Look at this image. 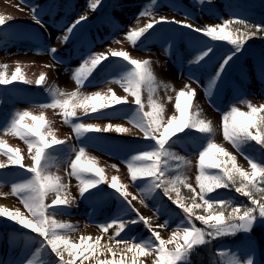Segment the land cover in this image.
<instances>
[{
	"label": "rangeland",
	"instance_id": "1",
	"mask_svg": "<svg viewBox=\"0 0 264 264\" xmlns=\"http://www.w3.org/2000/svg\"><path fill=\"white\" fill-rule=\"evenodd\" d=\"M197 1L205 8L199 7L201 4ZM92 2L93 0H0V16L5 18V24L0 26L2 29L0 30V72H6L10 76L19 66L24 79L31 81V83H24L17 80L8 85H0V141L12 149H18L23 163L31 165L27 143L12 132L4 131L16 113L25 111L32 115H44L46 125L50 126L55 138L66 141L64 145L53 146L47 150V155L49 172L59 177L60 182L67 186L62 195L70 197L73 201L63 209L54 210L58 213L54 219L74 226V230L68 233L71 240L81 243V235L84 234V237H99L101 244L110 243L109 237L114 236L115 225L109 228L107 233L102 231L101 225L117 220L136 219L135 212L120 195L116 194L108 199L106 190L116 192L115 189L109 187L112 177L117 178L118 186H126L129 200H132L133 196L136 197L135 200H132V206L142 216L149 219L152 226L160 232L161 237L167 240L171 238L173 230L181 225L185 214L164 195L162 190H151L147 178L138 179L135 182L131 180L128 170L131 159L142 152L156 150L158 147L154 141L145 139L143 133L134 126V121L137 119V108L134 103L118 105L115 108L98 109L94 114L89 109L87 115L82 109L77 108L76 116L70 118L75 120L74 123L93 124L101 128L112 126V130L108 132L87 133L79 138L76 137L72 126L64 122L61 109H42L38 105L52 101L50 90H59L65 93L77 91L73 73L92 53H104L109 59L102 61L101 65L93 70L88 78L92 81L90 82L92 86L80 88L79 93L91 96L99 92L107 99L116 95L117 97H126L130 102L133 101L134 98L124 91L120 83L110 82L120 80L132 68L122 61V58L111 57L108 50L125 51L133 59H148L151 62V68L157 80L154 91L151 93V99L162 106V117L165 121L173 115L178 116L175 109L176 97L187 84L196 90L193 102L199 107L202 117L212 121L215 132L211 139L235 155L237 164L246 170L250 171V165L244 156L264 165V149L256 145L255 142H250L241 145L242 155L225 140L222 129V113L230 111L232 105H235L240 111L247 112L249 111L248 102L257 107L264 104V59L260 57L259 53L249 47L244 48L230 62V66H226L215 87L206 96L208 85L224 57L231 55L232 46H230L231 49L219 50L212 44L213 41L210 38H204L201 34L198 35L203 38L197 36L201 41H197L198 39L193 38L194 36L181 37L180 34L194 32L177 24L166 23L155 24L154 28L141 37L135 46L126 38L129 31L144 27L153 20H160L161 17L167 20L192 23L197 27L220 23L221 18L229 20L234 17L244 20L250 18L249 23H252L251 19L262 23L264 22V0H232V5L223 4V0H211V3H208L207 0L203 3L201 0H161L159 7L151 0H100L95 10L90 8ZM33 5L37 6L38 10L41 9L39 18L43 22V27L37 25L33 19L31 11ZM245 6L249 7L248 11ZM102 12L107 14L102 16ZM141 12H148L150 15L141 16ZM81 15H86L87 20L83 21L82 25H78L74 33L69 34V41L65 42L63 35L66 26ZM113 15L117 19H113ZM138 17L139 19H137ZM92 20H95L97 29L91 34L93 40L91 43L86 38L88 33L80 35V31L86 22ZM251 39L254 40V37ZM258 39L264 40L260 37ZM71 44L77 48L71 56H67L65 49ZM262 45L263 43H261ZM51 47L57 49L55 60L48 52ZM166 48L169 49L168 52L165 51ZM199 56H205V59L201 60L204 62L190 63ZM108 61L113 62L98 77H92L94 72L99 71V68ZM237 61L241 63V67L236 70V74L248 94L237 95L236 87L233 85L226 86L227 92L222 94L225 78L230 70L234 69L233 65ZM258 63L263 64V71L257 70L256 64ZM4 65L7 66L6 69L2 67ZM41 75L45 76V80L41 85H37L35 81ZM10 87L11 89L5 91ZM149 95L148 88L143 87L141 99L146 112L151 111ZM181 103H184L183 98ZM26 123H32V121H26ZM118 127L126 131H115ZM208 140L209 137L192 129H186L173 137L166 146V150L175 156L185 157L187 163L180 164L181 174L197 192H199L196 181V177L199 175L198 154L206 147ZM73 147L77 151L79 148L85 149L86 155L82 162L87 163L92 160L96 167L103 170L107 182L98 186L104 187L106 189L104 192L102 190L93 193L91 192L95 189L93 188L80 196L79 180L75 176L69 175L71 168L68 166V160L75 159ZM3 151L6 149H0V152ZM0 162H7V156L0 154ZM170 163L173 166V171L170 172L171 176L176 174L177 162L171 161ZM206 171L216 173L219 170L207 169ZM31 176V173L18 166L0 169V208H7L9 211L19 210L23 218H30L21 198L12 192L11 186L15 183L25 182ZM181 192L185 197L191 196L187 188H182ZM233 193L238 198L242 197L240 199L247 198L236 193L234 189H217L209 193L206 199H224L232 204L234 197L231 194ZM51 198L50 194L45 203H50ZM141 198H143V203H141ZM138 204L143 206L147 214L141 212ZM249 204L250 202H248ZM194 211L198 214H207L203 208ZM165 221L168 222V227L159 228V225ZM193 223L200 228L205 226L195 217H193ZM260 223L261 219L257 220L255 225ZM247 235L248 233L240 231L235 235L219 237L220 239H230L231 237L236 240L234 243L237 244L233 248L234 250L230 249L232 244L229 242L231 240H223L217 245L216 252L222 258V264H229L232 258L239 260L240 264H244V261L249 258L253 259V264H264V262L258 261L255 255L256 246L246 244L249 242L244 240L248 239ZM42 239L38 233L32 232L31 229H26L17 222L0 216V264H27L29 259L33 260V264H56L55 255L51 253L50 248L43 247ZM115 239L133 240L135 243L143 244L155 238L151 237V233L143 222H140L129 225L121 233V237ZM88 243H93V240H89ZM167 247L171 249L174 245L170 244ZM221 252L225 254L221 255ZM131 255L130 253L129 256ZM108 258H112L110 254ZM154 258L155 255L142 256L138 257V260L143 264H152ZM101 259L104 257L102 256ZM77 264H80V260H77ZM84 264H95V261L89 259L84 261Z\"/></svg>",
	"mask_w": 264,
	"mask_h": 264
},
{
	"label": "snow or ice",
	"instance_id": "2",
	"mask_svg": "<svg viewBox=\"0 0 264 264\" xmlns=\"http://www.w3.org/2000/svg\"><path fill=\"white\" fill-rule=\"evenodd\" d=\"M201 2L203 3L205 0H201ZM207 2L211 3V0H207ZM99 3L100 0H93L90 8L95 10ZM31 11L35 23L43 27V22L39 18L41 9L38 10V7L33 5ZM140 15L145 16L150 15V13L141 12ZM85 20H87V16L81 15L66 26L63 40L65 42L69 41V34H73L77 26L82 25ZM220 20L221 22L217 24L197 27L192 23L167 20L161 17L160 20H153L144 27L129 31L126 38L135 46L141 37H144L146 33H149V30L154 28L155 24L166 23L188 28L195 33L210 38L211 41H227V44L232 46L233 51L231 55L224 57L219 64L218 70H216L215 76L205 92L208 96L224 73L226 66H230V62L244 50L245 42L264 33V25L252 24L240 17L229 20L221 18ZM4 24L5 18L0 16V26ZM165 51L168 52L169 49L166 48ZM48 52L52 54L55 60L57 49L51 47ZM108 52L111 57L122 58V61L131 66L132 70L122 76L120 80L110 82L120 83L124 91L134 98L133 101L130 102L126 97H117L116 95H112L111 99H107L99 92L91 96L79 93V89L84 87L93 70L101 65L102 61L109 59L104 53H92L82 61L80 67L75 69L73 73L77 91L65 93L59 90H50L52 101L38 105V107L42 109H61L64 122L72 126L76 137L79 138L87 133L108 132L112 130V126L108 125L101 128L93 124L74 123L75 120L70 118L76 116L77 108L82 109L87 115L89 109L94 114L97 113L98 109L115 108L118 105L134 103L137 108V119L134 121V126L143 133L145 139L154 141L158 147L156 150L142 152L131 159L128 164L131 180L135 182L138 179L147 178L151 190H162L164 195L185 214L181 225L173 230L170 239H163L160 232L152 226L150 220L142 216L132 206V200H135L136 197L133 196L132 200H129L126 186H118L117 178L112 177L109 187L115 189L127 202V205L135 212L136 219L117 220L101 225L102 231L105 233L115 225L114 236L109 237L110 243L101 244L99 237H82L81 243L71 240L68 233L74 230V226L54 219L58 215L54 210L63 209L64 206L72 204L73 201L70 197L62 195L65 193L67 186L60 182L59 177L49 172L47 155V150L53 148V146L64 145L66 141L55 138L50 126L46 125L44 115H32L27 111L16 113L10 124L4 128V131L12 132L27 143L31 165L28 166L23 163V158L18 149H12L3 141H0V149H6L0 154L7 156V162H0V169L18 166L32 174L27 181L15 183L11 186L12 192L21 198L30 218H23L19 210L9 211L7 208H0V216H5L24 228L38 233L39 237L43 238L41 240L43 247L50 248L51 253L55 255L56 264H77V260H80V264H84V261L89 259H94L95 264H143L142 261L138 260V257L152 255H155L152 264H186L194 246L209 243L208 238L215 240L219 237L235 235L240 231L249 233L258 219H264V165L248 156H244V159L250 165V171L246 170L237 164L235 155H232L223 146L218 145L211 139L212 134L215 132L212 121L202 117L199 107L193 102L196 90L187 84L184 85L176 97L175 109L178 116L173 115L165 121L162 117V106L151 99L154 85L157 84L151 62L148 59H133L125 51L109 49ZM205 56H207V53H205ZM205 56H199L190 63H199L205 59ZM2 67L7 68L6 65ZM17 80L31 83V81L24 79L19 66L10 76L6 72H0V85H8ZM44 80L45 76L41 75L35 83L41 85ZM143 87H147L150 93L149 107L151 111L147 112L144 111L145 106L141 99ZM182 98L184 100L183 104L181 103ZM248 109L249 111L244 112L232 105L230 111L222 113L223 136L242 155L241 145L250 142H255L256 145L264 149V104L257 107L248 102ZM26 121H32V123H26ZM186 129H192L209 137L206 147L198 154L199 175L196 177V181L199 192L189 185L186 178L181 174L180 164L187 163L185 157L175 156L166 150L168 142ZM115 131L124 132L126 130L118 127ZM72 151L75 153V159L70 158L68 160V166L71 168L69 175L75 176L79 180L80 196L99 184L107 182L103 170L96 167L94 161L82 162L86 155L85 149L79 148L77 151L73 147ZM149 161L151 163H148ZM171 161H176L177 165L175 168L176 174L170 176V172L173 171ZM207 169H218L219 171L209 173L206 171ZM182 188H187L191 196H183ZM217 189H234L236 193L247 197L250 204L248 206L233 205L224 199H206L209 193ZM50 194L52 197L50 203H45ZM143 202V198H141V203ZM201 208L207 213L206 215L194 211ZM193 217L205 225L207 230L197 227L193 223ZM140 222H143L151 233V237L155 238L154 240L141 244L135 243L133 240L115 239L121 237V233L129 225ZM166 227H168L167 221L159 225V228ZM89 240H93V243H88ZM170 244L174 245L171 249L167 247ZM129 253L132 255L129 256ZM109 254L112 257L111 259L108 258ZM223 254L225 253L221 252V255ZM102 256L104 259H101ZM81 257L83 259H80ZM27 264H33V260H27ZM229 264H240V261L232 258ZM244 264H253V259H247Z\"/></svg>",
	"mask_w": 264,
	"mask_h": 264
},
{
	"label": "trees",
	"instance_id": "3",
	"mask_svg": "<svg viewBox=\"0 0 264 264\" xmlns=\"http://www.w3.org/2000/svg\"><path fill=\"white\" fill-rule=\"evenodd\" d=\"M225 3L228 2H232V0H224ZM198 2V1H197ZM199 4H201L200 2H198ZM204 6L203 4L200 5ZM205 7V6H204ZM247 7V6H245ZM249 8V7H247ZM252 24H257V25H264V22L260 23L257 22L255 19H251ZM239 27V26H237ZM194 34H199V33H195ZM258 37H264V33L254 37V40L250 39L247 42V44L244 45V48L247 49V47L251 48V49H258L262 52V55H264V40H259ZM263 39V38H261ZM261 43H263V45L261 46ZM216 44L222 48H225L226 46H228L229 44H227V41H216ZM231 46V45H229ZM178 135V134H177ZM90 175V174H89ZM104 187L101 186H97L95 187L94 190L96 189H101ZM234 197V201H233V205H243V206H248V198H243L240 199L238 197H236V194L233 193L231 194ZM230 211V208H229ZM199 227V226H197ZM200 228V227H199ZM202 229H206V226H202ZM248 239H244L249 241L250 243L254 244L257 249H258V261H262L264 262V222L260 223L258 225H254L251 229V231L248 233L247 235ZM210 240L209 243L203 245V246H194V251L190 253L188 260L186 261V264H222V258L218 255V253L216 252V247L219 243H221L223 240H231V242H229L230 244V248L233 249L235 246H237V244H235L234 242L236 240H233V238L230 237V239H220L217 238L215 240H212L211 238H208Z\"/></svg>",
	"mask_w": 264,
	"mask_h": 264
},
{
	"label": "bare ground",
	"instance_id": "4",
	"mask_svg": "<svg viewBox=\"0 0 264 264\" xmlns=\"http://www.w3.org/2000/svg\"><path fill=\"white\" fill-rule=\"evenodd\" d=\"M128 137H130V136H128ZM138 207L140 208L141 212H143L144 214H147V211L144 210V208H143L142 205L138 204ZM81 236L84 237L85 235L82 234ZM129 254H130V253H129ZM129 254H128V255H129ZM146 257H147V256H146Z\"/></svg>",
	"mask_w": 264,
	"mask_h": 264
}]
</instances>
